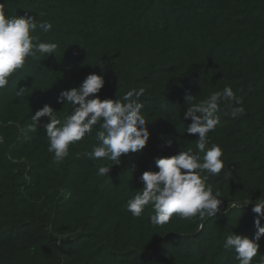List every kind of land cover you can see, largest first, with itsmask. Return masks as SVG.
Returning <instances> with one entry per match:
<instances>
[{
	"label": "trees",
	"instance_id": "obj_1",
	"mask_svg": "<svg viewBox=\"0 0 264 264\" xmlns=\"http://www.w3.org/2000/svg\"><path fill=\"white\" fill-rule=\"evenodd\" d=\"M0 4L9 16L51 23L49 32L34 34L58 45L53 55L28 58L0 90V264H239L225 238L254 237L252 207L264 198V0ZM91 73L105 79L101 99L144 90L138 102L150 133L142 152L122 155L105 176L98 167L113 162L87 156L99 143V124L61 162L48 151L46 117L29 131L46 104L63 122L72 106L58 103L59 94ZM226 86L245 111L233 118L222 101L221 123L208 134V146L223 149L222 172L206 181L222 199L216 217L174 215L154 225L152 205L132 216L127 201L142 191L144 171H158L156 158L198 152V134L185 131L192 122L184 119L187 107ZM188 95L194 99L186 102ZM259 244L264 255V237Z\"/></svg>",
	"mask_w": 264,
	"mask_h": 264
},
{
	"label": "clouds",
	"instance_id": "obj_2",
	"mask_svg": "<svg viewBox=\"0 0 264 264\" xmlns=\"http://www.w3.org/2000/svg\"><path fill=\"white\" fill-rule=\"evenodd\" d=\"M5 4H0V90L6 88L10 78L17 70L22 69L28 58L36 59L41 55H53L58 47L56 43L41 42L35 35L37 28L44 33L52 29L49 22H36L33 16L17 17L6 13ZM105 85L103 75L91 73L79 84L63 90L57 98L58 103L68 102L72 111L63 122L55 115L50 105H44L31 117L33 124L29 131H36L42 117L47 118L43 125L49 139L48 151L54 154L56 162L63 161L69 155V146L81 141L86 134L96 132L98 144L92 146L87 153L89 159H107L111 166L98 167V175H108L113 165L121 163L122 155L139 153L145 148L150 133L146 120L142 115L143 104L139 97L144 90L127 91L120 99H101L98 93ZM24 88H19L21 95ZM135 97V99L133 98ZM188 95L186 102L193 100ZM229 101V113L236 118L244 114L243 101L237 97L231 87L214 92L207 99L193 103L184 112V119L191 118L190 125L185 129L188 134H198L196 139L197 153L192 149L180 151L170 157L155 159L158 171H144L139 177L143 183L142 191L127 201V210L134 217H140L148 205L153 206L155 215L151 216L154 225L167 224L174 215L182 219L198 217H216L220 211L222 199L220 193L215 194L213 188L206 184L208 174L218 176L224 168L223 149L218 144H210L209 133L214 132L221 123L220 103ZM3 142V137H0ZM169 140L167 146L171 147ZM203 153V157L199 155ZM252 203L251 200L244 205ZM256 214L254 219L255 234L253 238L244 235L230 234L225 238L224 247L233 249L239 264H253L254 258L261 257L258 264H264V255L258 254L259 241L264 237V198H258L252 207ZM203 227V225H201Z\"/></svg>",
	"mask_w": 264,
	"mask_h": 264
}]
</instances>
